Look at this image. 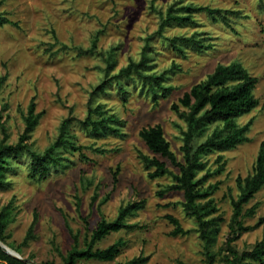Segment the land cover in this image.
I'll list each match as a JSON object with an SVG mask.
<instances>
[{
	"label": "rangeland",
	"instance_id": "374dc122",
	"mask_svg": "<svg viewBox=\"0 0 264 264\" xmlns=\"http://www.w3.org/2000/svg\"><path fill=\"white\" fill-rule=\"evenodd\" d=\"M170 6H207L235 13L213 19L206 12H192L193 23L173 22L161 28ZM0 13L18 23L0 25V77L6 75L0 87V141L4 133L7 143L18 141L34 96L35 113L41 114L26 140L28 149L42 153L60 137L67 118L71 120L64 135L80 146V150L58 146L55 155L62 165L51 166L42 178L33 176L27 150L9 158L10 170L0 187V209L9 205L11 210L6 244L41 264H63L75 243L73 235L78 247H85L98 222L113 220L128 203H138L126 219L133 228L111 232L93 245L103 249L121 241L119 254L110 261L80 259L76 264H117L137 256L146 257L143 264H206L197 222L182 206L183 193L158 195L179 169L153 153L138 132L160 124L171 150L183 162L186 123L172 103L180 112L187 111L178 99L219 63L239 62L258 78L254 89L258 106L236 117L239 126L251 121L248 140L207 153L204 167L197 171V178L209 174L202 187L217 184L211 197L217 207L214 216L222 220L210 250L214 264H223L220 260L230 257L226 240L231 201L239 193L236 177L252 174L264 141V0H0ZM173 37H193L201 44L179 42V52L168 40ZM143 54L147 67L141 71L163 75V84L171 87L165 96L161 90L153 96L149 84L134 72L115 78ZM89 112L95 119L114 115L116 121L110 124L120 133L85 128L82 121ZM215 125H209L193 145ZM143 155L164 161L170 173L151 178L148 173L154 168H147ZM254 204L255 212L243 219L244 225H254L264 216V186L244 209ZM168 215L188 232L171 235L174 226ZM263 236L264 222L241 233L232 246L238 253L249 251Z\"/></svg>",
	"mask_w": 264,
	"mask_h": 264
},
{
	"label": "trees",
	"instance_id": "16d2710c",
	"mask_svg": "<svg viewBox=\"0 0 264 264\" xmlns=\"http://www.w3.org/2000/svg\"><path fill=\"white\" fill-rule=\"evenodd\" d=\"M197 11L206 12L213 19H216L217 16L225 19L227 14L235 13L234 11L212 9L207 6H170L162 20L161 28L173 22L193 23L194 20L191 14ZM4 23L18 26L17 22L10 20L4 14L0 13V25ZM168 40L171 46L179 52L182 51L179 42L191 43L198 47L201 44L200 41L193 37H173ZM146 67L147 57L143 54L139 61H131L126 67L122 68L115 78H119L120 76L129 77L134 72L144 83L149 84L150 89L153 91V96L157 95L158 90H161L162 96H165L171 90V87L163 84L162 74H146L141 71V69ZM5 79L6 75L0 77V87ZM257 82L258 78L250 74L239 62H231L229 64L219 63L211 73L207 74L203 80L193 84L190 89L185 91L178 99V103L186 107L187 111L180 112L179 105L177 103H172V108L183 117L186 123V129L182 131L183 144L181 150L183 152V162L178 161L175 153L171 150L170 144L165 137L163 127L160 124L143 127L138 132L140 138L153 153L168 158L171 164L179 169L178 173H172L173 182L159 190L158 195L163 196L170 191H181L183 193L182 206L186 214L194 217L197 222V230L203 242L204 253L206 255V264H214V255L210 248L218 232V223L222 218L214 216L217 207L211 197L217 184L210 185L207 188L202 187V180H205L209 174H205L202 178H197V171L204 167L205 164L202 158L207 153L214 150L232 148L248 140L246 132L251 121L239 126L236 122V117L258 106L259 100L254 95ZM119 90L122 93L125 92V88L120 83ZM35 107V97L33 96L29 101L27 115L24 118V131L15 144L6 142V133H4V137L0 141V187L5 185V177L10 170L9 158L16 157L25 150H27L28 154L32 157V174L33 176H37V178L44 177L51 166L57 167L62 165L60 157L55 155L58 146L69 145L72 150H80V146L75 145L64 135L70 123V118L63 121L60 137L42 153L29 150L26 140L41 114L35 113ZM99 109L100 106H97L95 110L98 112ZM91 114L92 112H89L87 118L82 121L85 128L91 127V130L95 133H120L118 128L110 124V122L116 121L114 115L95 119L92 118ZM1 117L2 115L0 113V119ZM215 122H217V125L212 129L211 133L206 135L201 143L194 146L193 141L204 135L207 127ZM94 150L100 153L105 152L100 148ZM143 159L147 168H154L148 173L151 178L162 177L170 173L164 161L156 157L144 155ZM217 159L221 161L222 156H219ZM222 165L223 163L219 166L220 169L223 168ZM236 183L239 188V193L236 198H233L231 201L232 214L228 223L229 232L226 240V249L230 253V257H225L220 260V263L246 264V260L249 259L264 264V236L257 241L249 251L238 253L232 246L233 242L241 233L247 232L264 222V216L260 217L254 225H244L243 221L245 217L252 216L256 208L255 204L248 209H244V206L264 186V141L259 145L252 174L246 177L237 176ZM94 198L95 196L93 199ZM137 206L138 203H128L125 206H121L118 209L117 216L111 221L102 218L93 229L90 239L83 248L78 247L77 236L73 235L75 243L72 248L68 250L63 259V264H76L80 259H96L100 261L113 260L119 254L121 241H116L103 249H93V245L111 232L133 228L134 225L127 223L126 219L133 213ZM10 215L11 210L9 205L0 209V240L5 244V229ZM167 218L174 226L170 232L171 235L176 236L188 232L183 229L176 217L168 215ZM7 245L14 248L9 243H7ZM16 250L18 251V249ZM145 261L146 257L137 256L125 262H118L117 264H143ZM0 262L2 264H28L9 255L1 247Z\"/></svg>",
	"mask_w": 264,
	"mask_h": 264
},
{
	"label": "water",
	"instance_id": "95a60500",
	"mask_svg": "<svg viewBox=\"0 0 264 264\" xmlns=\"http://www.w3.org/2000/svg\"><path fill=\"white\" fill-rule=\"evenodd\" d=\"M0 247L6 251L9 255L15 257V258H18L20 259L21 261L23 262H26L28 264H41L31 258H28V257H25V256H22L19 252H17L16 250H14L13 248L9 247L7 244H5L4 242H2L0 240Z\"/></svg>",
	"mask_w": 264,
	"mask_h": 264
}]
</instances>
